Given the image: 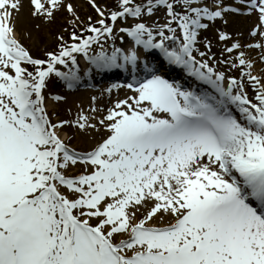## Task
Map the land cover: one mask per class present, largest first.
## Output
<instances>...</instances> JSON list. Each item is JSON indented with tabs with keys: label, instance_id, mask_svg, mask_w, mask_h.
Masks as SVG:
<instances>
[{
	"label": "snow or ice",
	"instance_id": "6c2138e0",
	"mask_svg": "<svg viewBox=\"0 0 264 264\" xmlns=\"http://www.w3.org/2000/svg\"><path fill=\"white\" fill-rule=\"evenodd\" d=\"M28 3L45 23L60 9L70 14L73 42L61 35L58 50L34 58L16 33L24 0H0V264H264V74H253L239 41L217 60L200 40L208 22L241 9L224 0H116L111 9L88 0L99 18L85 24L71 0ZM237 3L258 14L250 35L264 40V0ZM161 8L164 22L151 21ZM125 36L131 44L116 47ZM246 46L264 63V42ZM78 53L97 72H129L130 82L105 91L132 94L54 121L44 90L53 75L68 89L78 84ZM69 62L68 72L57 68ZM225 63L241 78L218 70ZM170 69L207 88L167 78ZM65 127L101 139L78 151L61 138Z\"/></svg>",
	"mask_w": 264,
	"mask_h": 264
},
{
	"label": "rangeland",
	"instance_id": "374dc122",
	"mask_svg": "<svg viewBox=\"0 0 264 264\" xmlns=\"http://www.w3.org/2000/svg\"><path fill=\"white\" fill-rule=\"evenodd\" d=\"M77 10V15L80 16V20L87 23V18L89 16L92 17L93 20L98 19L99 17L94 12L88 0H71ZM144 0H134V3H141ZM207 2L209 4L212 3L211 1ZM225 4L227 5H237V0H224ZM97 3L101 4L105 8H114L116 4V0H97ZM240 6V5H237ZM246 8V6H243ZM30 5L28 0H24V6L17 18L16 21V33L17 37L21 43L24 44L26 48L30 51V54L34 58H42L46 59L45 53L48 51H56L58 50V44L60 41L58 40L59 36L64 37V41L68 42L69 44L73 41L71 40V32L74 30L71 25L68 24V21L73 19V17L68 14L64 9H60L55 14V19L51 23H45L39 18H33L30 15ZM247 10V8H246ZM228 14V13H226ZM217 19L214 22H208L209 28L206 31H201L200 33V40L204 41L205 39L211 41L212 49L210 54H214L217 60H227L229 58V54L224 52L223 49L226 47H230L233 42L239 41L242 45H245V41L247 44H255L264 42L260 37H252L250 35L251 30L256 27L258 24V14L256 12H252L250 14L244 15L243 17H247L249 20L246 22V31L239 32V30H231L229 29L228 25L230 22L234 21L232 17H226ZM135 18L128 17L126 20H120L117 22V27L130 25ZM146 19H148L146 17ZM151 21H160L161 23L164 22V10L161 8L155 12V14L150 18ZM39 24V29L36 28V25ZM78 34L80 32V25L78 24L75 29ZM226 32L230 39L227 41H220L218 39L219 32ZM84 35H88V33H84ZM119 33H117V37H119ZM245 39V40H244ZM120 39L117 38L115 42V46H118ZM245 45L242 51L248 53V57L255 61L254 69L259 71V75L264 74V63L259 61L260 56V49L258 48H248ZM201 51H206L203 46V43L197 45ZM112 47V42L109 41L105 44V49L110 51ZM98 46L93 45L92 49L89 52V55L95 54V51H98ZM239 54L238 50H234L231 54V58L235 59V57ZM76 59L80 58L81 54H75ZM197 57H199L197 55ZM238 64V62H237ZM57 68L60 71L70 70L71 62H69L68 67H64L63 65H57ZM218 70L224 71L226 76H232L237 79H240L241 69L238 66L237 68H231V66L227 63L225 64H218ZM255 70V71H256ZM247 71V69H245ZM56 79L53 75L49 78L48 84L46 89L44 90V94L46 97V106L50 112L52 113L55 110V115L53 116L54 121L57 119H66V120H74L80 110L86 115H95L90 111L91 107L95 106L97 108H107L113 106L114 102L117 99H123L127 95H131L132 93L126 89H116V91L112 95H108L106 92H101L95 95H88L84 94L81 96L72 95H64L66 98L65 101H55L51 99V96L59 95V88H57ZM59 93V94H57ZM93 97L96 98L95 103L93 102ZM65 138L72 147H75L78 151L90 150L96 143H98L101 139V134H97L95 132H80L76 128L72 127H65L63 132L61 133V138ZM82 169V166H77L76 168L72 169L73 173H78Z\"/></svg>",
	"mask_w": 264,
	"mask_h": 264
},
{
	"label": "bare ground",
	"instance_id": "6f19581e",
	"mask_svg": "<svg viewBox=\"0 0 264 264\" xmlns=\"http://www.w3.org/2000/svg\"><path fill=\"white\" fill-rule=\"evenodd\" d=\"M237 5H240V6H238L239 8H242V9H245L243 6H245V5H242V4H237ZM232 17L233 18V20L234 21H232V22H230L229 23V25H228V27H229V29H231V30H239V32H244V31H246V22H248V18L247 17H243V16H241V15H238V14H236V13H228V14H226V17ZM245 40V39H244ZM246 43H244L245 45L247 44V41H245ZM129 43V39H128V37H124V41H123V43L120 41L119 42V44H118V46H116V47H121V46H125L126 44H128ZM242 44V43H241ZM109 53L111 52V50L110 51H108ZM246 55L248 56V53H246ZM256 69H254L253 70V74L254 75H259V71H255ZM261 75V74H260ZM56 83L57 84H59L60 83V81L57 79V81H56ZM244 83H245V90H246V92H247V95H248V97H249V99H252L254 102H255V89L253 88V86L246 80V78H244ZM110 88V87H109ZM107 93H108V95H112L114 92H115V90L114 89H112L110 92H108V91H106Z\"/></svg>",
	"mask_w": 264,
	"mask_h": 264
}]
</instances>
